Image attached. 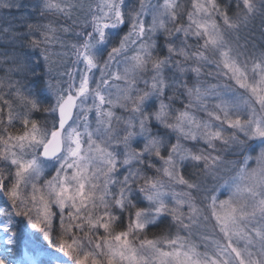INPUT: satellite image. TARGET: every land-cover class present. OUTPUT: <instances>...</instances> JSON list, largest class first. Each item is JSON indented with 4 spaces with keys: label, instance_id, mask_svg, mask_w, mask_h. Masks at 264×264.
I'll return each instance as SVG.
<instances>
[{
    "label": "snow or ice",
    "instance_id": "snow-or-ice-1",
    "mask_svg": "<svg viewBox=\"0 0 264 264\" xmlns=\"http://www.w3.org/2000/svg\"><path fill=\"white\" fill-rule=\"evenodd\" d=\"M28 7L0 0L21 10L0 15L5 250L29 249V264H264V0ZM81 25L83 67L62 81L61 33Z\"/></svg>",
    "mask_w": 264,
    "mask_h": 264
},
{
    "label": "clouds",
    "instance_id": "clouds-1",
    "mask_svg": "<svg viewBox=\"0 0 264 264\" xmlns=\"http://www.w3.org/2000/svg\"><path fill=\"white\" fill-rule=\"evenodd\" d=\"M71 24V21H69ZM82 25L80 27L75 28L74 32H70L68 34L61 33L62 36L65 37L64 47L62 49L65 52V55L56 58L54 57L55 64L53 66V76L61 79L62 81H68V73L76 74L79 67H83V65H77L75 63L77 57L73 54L74 49L72 47L73 44L76 43L74 37L79 34L83 35ZM59 48V45H57Z\"/></svg>",
    "mask_w": 264,
    "mask_h": 264
},
{
    "label": "rangeland",
    "instance_id": "rangeland-1",
    "mask_svg": "<svg viewBox=\"0 0 264 264\" xmlns=\"http://www.w3.org/2000/svg\"><path fill=\"white\" fill-rule=\"evenodd\" d=\"M22 3L29 5L28 8L22 10L26 14L28 11H30L31 0H22ZM6 12L11 16H13L14 14V16L21 15V10L15 8L5 10V12H1L0 15H5ZM5 249V245L2 248L0 247V256H4L11 262V264H29V262L33 259L32 252L27 248L18 249L15 251H6ZM52 250L55 251L54 248Z\"/></svg>",
    "mask_w": 264,
    "mask_h": 264
},
{
    "label": "bare ground",
    "instance_id": "bare-ground-1",
    "mask_svg": "<svg viewBox=\"0 0 264 264\" xmlns=\"http://www.w3.org/2000/svg\"><path fill=\"white\" fill-rule=\"evenodd\" d=\"M4 246L3 242H0V247L2 248Z\"/></svg>",
    "mask_w": 264,
    "mask_h": 264
},
{
    "label": "trees",
    "instance_id": "trees-1",
    "mask_svg": "<svg viewBox=\"0 0 264 264\" xmlns=\"http://www.w3.org/2000/svg\"><path fill=\"white\" fill-rule=\"evenodd\" d=\"M0 13H1V12H0ZM14 15H15V14H14ZM14 15H13V16H14Z\"/></svg>",
    "mask_w": 264,
    "mask_h": 264
}]
</instances>
